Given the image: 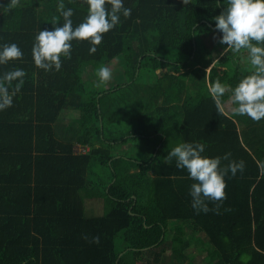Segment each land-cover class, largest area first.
Returning <instances> with one entry per match:
<instances>
[{"label":"trees","instance_id":"obj_1","mask_svg":"<svg viewBox=\"0 0 264 264\" xmlns=\"http://www.w3.org/2000/svg\"><path fill=\"white\" fill-rule=\"evenodd\" d=\"M9 3L0 0V46L16 43L23 58L0 64V77L16 68L26 75L12 106L0 110V264H162L165 254L167 264H183L191 257L184 252L192 242L182 238L187 229L205 238L204 264H264V119L221 113L209 92L217 79L235 87L252 71L247 50L236 53L218 42L214 17L227 0H124L130 17L120 14L94 54L88 40L71 41V58L61 56L59 71L38 68L32 47L40 30L63 25L60 0H20L11 11L4 9ZM63 3L73 9V27L79 25L88 13L85 0ZM173 50L180 59L170 57ZM118 55L125 56L122 70L130 79L85 92L84 67L100 68ZM140 68L165 70L152 84L129 81ZM120 87L133 91L121 94ZM122 99L139 121L125 134L121 123L104 124ZM67 108L78 123L59 128ZM72 140L89 150L73 152ZM125 142L136 147L116 151ZM182 142L204 144L203 156L230 152V160L245 162L243 172L225 176L227 199L218 213L197 214L194 181L175 158L167 162ZM94 163L110 170L98 194L107 209L86 216L84 198L96 196L85 189ZM228 163L222 159L221 166ZM97 236L99 243L92 242Z\"/></svg>","mask_w":264,"mask_h":264},{"label":"clouds","instance_id":"obj_2","mask_svg":"<svg viewBox=\"0 0 264 264\" xmlns=\"http://www.w3.org/2000/svg\"><path fill=\"white\" fill-rule=\"evenodd\" d=\"M188 4L190 0H182ZM88 13L84 20L73 27L71 17L74 12L65 8L63 0L58 4V11L64 18L62 26H54L53 30H40L35 36L32 47V58L38 68L45 71H59L62 66L61 56L71 58V41L88 40L91 44L89 54H94L103 40V34L109 32L120 23V14L130 17L131 9L124 6V0H85ZM20 0H10L6 10L19 6ZM110 6V7H109ZM216 31L222 33L218 42L227 45L233 52L247 50L252 66L250 74L240 79L235 87L221 83L217 79L209 86V92L218 111L223 112L222 97L230 93L229 102L237 105L232 109L236 115H246L253 121L264 119V0H227L224 11L214 17ZM255 42V43H254ZM23 58V52L16 43H5L0 46V64ZM26 72L21 68L4 73L0 77V110L12 106L13 96L20 91ZM97 75L102 84L112 76V70L101 66ZM19 81L12 91L9 88L13 81ZM205 145L198 142H182L167 154V162L175 158L176 167L186 169L189 178L194 181L190 186L192 207L199 214L203 211L219 212L222 202L227 199L225 176L230 172L234 177L237 171L243 172V160H230L231 153L223 157H207L202 153ZM229 163L221 166V161ZM206 201L215 205L210 209ZM86 238V237H85ZM92 242L99 243V237Z\"/></svg>","mask_w":264,"mask_h":264},{"label":"rangeland","instance_id":"obj_3","mask_svg":"<svg viewBox=\"0 0 264 264\" xmlns=\"http://www.w3.org/2000/svg\"><path fill=\"white\" fill-rule=\"evenodd\" d=\"M227 47V46H226ZM226 49V48H225ZM224 49V50H225ZM180 53L176 50L171 51L170 57L171 58H177L180 59L182 55H179ZM218 57V56H216ZM215 57V59H216ZM244 59V58H243ZM242 59V60H243ZM125 61V56L124 55H118L116 56L114 59H112L110 62L105 63L103 66H107L112 70V76L111 79L107 82L102 84L99 80V77L97 75V67H93L92 65H87L84 67V70L82 72V80L84 82V90L85 92H92L95 93L99 90H103V89H107V88H113V86H115L118 83H123L127 81V78L130 79L129 77H127L126 74H124L123 70H122V65L123 62ZM212 64V63H211ZM211 64H209V66H206V70H209ZM248 69V66L244 65V70ZM161 70H165V68H159L156 69L155 71L149 70L147 68H143V69H137V71H135V73L133 74V78L129 81H135V82H143V83H147V84H152L154 82H156L157 77L159 76L157 74V72H160ZM185 70V69H184ZM183 69H180L178 72H182ZM119 89V88H118ZM121 94L123 93H129L133 90H125L124 88H121ZM115 92V90L113 91ZM108 97L112 98V102L110 103L111 107L114 104V99H115V95L114 94H110ZM230 97V96H229ZM229 97L227 98V103H222L221 106L223 108V110L229 114L230 108H233L234 105H232L229 102ZM119 104H122L120 107V111L119 113H114L113 118L111 119H105V126L106 127H114V125H118L119 123H121L122 127L121 129L124 131L123 134H125V132L127 131V128L130 125H135V123L137 124L138 118L134 117L132 115V111H134L135 109L133 107V104H130L128 102V99H122L121 102ZM77 114L75 113V110L71 109V108H67L64 109L61 113L60 116L58 117L57 121L60 122V125H62V127L66 126V124L72 123L73 126H76L77 122ZM116 116H119L118 118H114ZM64 131L68 132V128H66ZM120 143V142H119ZM117 143V144H119ZM80 144V143H79ZM128 145H126V143H123L124 147V151L127 149V151L133 150V143H127ZM135 145H137V143H135ZM87 146V145H86ZM89 149V146H87ZM136 146H134L135 148ZM116 151H120V145L118 146ZM109 168L107 166H104L103 164L100 163H94L88 173H87V177L90 179V183L87 184V188H85L86 190H89L91 192L92 195H96V196H85L84 198V212L86 214V216H96V215H102L105 210L107 209L105 200L103 197L99 196L98 194H103L102 192V188L103 185L105 184L106 181H108L109 179ZM92 189V191H91ZM175 230L172 229V232H174ZM174 234V233H173ZM122 237V233H118L115 237V248L116 249H120L122 247V245L124 244V238ZM182 238H190L192 240L191 244L186 247V249L184 250V252H188L189 255H191L190 258H188L187 261H185L183 264H204V259L202 257V252L201 250H203L202 244L204 241V236L201 233L195 234V236H193L192 231L188 230L183 234ZM173 244H177L178 243V239L174 240L172 242ZM122 252V251H120ZM169 256L167 254H165L161 260L162 264H167ZM121 258H117L118 261H120ZM121 263V262H120ZM142 262H140L139 264H141Z\"/></svg>","mask_w":264,"mask_h":264},{"label":"built area","instance_id":"obj_4","mask_svg":"<svg viewBox=\"0 0 264 264\" xmlns=\"http://www.w3.org/2000/svg\"><path fill=\"white\" fill-rule=\"evenodd\" d=\"M87 146L85 144L82 145V144L76 143L72 146V150L73 152H76V153L86 152L87 150H89Z\"/></svg>","mask_w":264,"mask_h":264},{"label":"crops","instance_id":"obj_5","mask_svg":"<svg viewBox=\"0 0 264 264\" xmlns=\"http://www.w3.org/2000/svg\"><path fill=\"white\" fill-rule=\"evenodd\" d=\"M226 101H227V100H226ZM226 101H224V102H222V103H225ZM226 103H227V102H226ZM234 107H235V105L233 106V108H234ZM233 108H230L229 111L232 112V109H233ZM59 128H62V125H59ZM68 135H69V134H68ZM72 143H73V144H72V146H73L74 144L79 143V142H77V141H75V140H72ZM125 143H126V145H128L127 142H125ZM126 145H125V146H126ZM125 146L123 145V143L120 144V149H121V151L124 149ZM153 264H155V263H153Z\"/></svg>","mask_w":264,"mask_h":264}]
</instances>
